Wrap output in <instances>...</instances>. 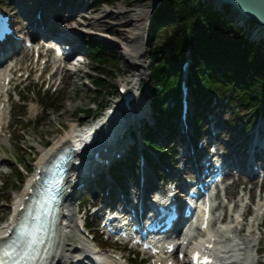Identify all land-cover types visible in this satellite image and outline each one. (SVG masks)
Masks as SVG:
<instances>
[{
	"label": "rangeland",
	"instance_id": "1",
	"mask_svg": "<svg viewBox=\"0 0 264 264\" xmlns=\"http://www.w3.org/2000/svg\"><path fill=\"white\" fill-rule=\"evenodd\" d=\"M12 2L14 0H11ZM58 0H54V3L57 2ZM85 2H82V4H84V11H88V12H98L100 9H102L104 6H108V7H112V8H116V7H124V8H128V9H132L137 5H146V8H149V5L151 7V3L147 0H111L108 2H104L102 3L103 0H83ZM162 2V0H161ZM27 4L29 5L27 7V9L30 10H34L35 7L37 6V0H27ZM81 4V5H82ZM34 8V9H33ZM81 8L78 7L77 11H79ZM18 10H15V12H11L12 14H14V16L16 15ZM77 14V12L75 13ZM70 15V13L66 12V17ZM73 16V15H70ZM24 17L21 16L20 17V21L16 23L17 28L18 29H25L26 28V22L23 19ZM130 15L128 13H122L121 15H114V14H108V15H104L103 18L100 19L99 21V29L101 30V35H108L110 37V39H117L116 41L112 42V41H108V48H106V46L104 45L105 42L107 41H99L98 39H91L93 41H95V43L100 44L101 43V48L103 50V48L105 49L103 52H105L106 55H104L102 60L100 59L99 61L93 60L92 58L88 57L89 60V65L86 67H83L80 72H79V76H77V73L73 72L72 74H70V78L66 79L65 84L66 87L63 90L62 95L60 96V98H56L54 100H46L47 105H50L52 103H54L56 105L55 108L52 109V107H47L44 108L43 111V116H40L37 118V120H35L34 122L32 120H30L29 116L26 117L27 121L23 120V125L25 126V128L23 129V131H19V132H15L13 134V136L16 138V141H11V145H10V139H5L6 142L3 143L2 148L5 151H9L10 153H12L14 155L11 156H7V158H5L7 161H9V166H12L11 164H13L11 161L16 159V161L19 163L21 162L22 164H24L25 168H27L28 171H33L36 168V162L37 159L40 155V153L42 152V150H45L49 145L51 146L54 143V140L57 139V137H59V135H63L65 132L70 130L71 127V123L75 122L77 119H79L81 116H85L84 120H87V117L90 115V111L87 110V108H91L94 109L93 107H96L99 102L103 101V98H105L106 95V90L110 87V85H112L113 82L116 81L117 77L119 75H125V73H130L133 71V67L131 65V62H127L128 59H126L123 55V50L121 48V42L124 43H128L129 39L126 37L125 34L121 33V30L124 31L125 29H130V28H134L136 22L133 20H130ZM152 21V19H151ZM189 21H187V25ZM58 24V23H57ZM152 24V22L150 23ZM187 26V27H188ZM186 27V28H187ZM161 28V27H160ZM171 28L169 25H165V30H157V33H159L158 37H153L149 43L148 48H153V47H157L158 45L161 46V43L164 39V37H172V33H171ZM173 29V28H172ZM97 32V30H96ZM152 33V32H151ZM122 34V35H121ZM118 38H121L120 40H118ZM135 37H133L134 39ZM90 41V40H89ZM172 43H174L176 45L177 42H179V38H174L173 40H171ZM205 44H207L205 42ZM83 45V44H81ZM213 46V45H212ZM212 46L209 45H203V44H198V54L200 57H205V55L201 52V49H207L208 54H211V57L206 58V63H207V67L211 68L212 70L220 68L222 66L219 65L218 62V57L215 58L216 51L218 49L217 48H213V50L211 51ZM220 47V46H219ZM224 47V46H222ZM81 50H85V47L81 46ZM108 52V53H107ZM96 53V52H95ZM152 53L151 51H149V54ZM191 55L195 54V57H197L196 55V49L192 50ZM97 54V53H96ZM214 54V56H213ZM148 57H146L147 59ZM100 65V66H99ZM99 69H103L105 71H99ZM149 72H150V67H149ZM88 73V75L91 74L92 77L97 76V77H101V79L104 81L103 84L104 86H97V89H95L93 86H89L86 87L83 84V77L82 74ZM126 77V75H125ZM217 79V77H215ZM130 84H132V76L129 75L128 77ZM147 79V76H146ZM146 79H142L140 86H139V91H141L143 89L142 85L145 83ZM95 90L98 91L95 92ZM151 90L152 87H147L145 89L146 93L148 92V95L151 94ZM101 92V93H100ZM225 100V99H224ZM224 100H218L220 101L221 106H217L218 104H214L215 108H216V113H218V121L222 124L225 121H229L231 124H234V126L237 125L238 120L236 118H233V121H231L230 119L233 116L232 112L233 110L231 109L232 104L231 105H227L225 104ZM227 101V100H226ZM167 104V102H166ZM165 104V105H166ZM226 106H225V105ZM110 106V103L109 105ZM229 106V107H228ZM104 108V107H102ZM153 109V108H152ZM147 111L148 114H151L150 109H148L147 107ZM155 112H157L154 109ZM91 112H94L91 111ZM104 112H102L101 114H103ZM101 115H98V117H100ZM249 116V115H248ZM158 117V116H157ZM89 118V117H88ZM160 119V118H159ZM264 121V116H262L261 122ZM26 122V123H25ZM84 123H87L86 121H81V125H83ZM165 127V125H163ZM161 126V127H163ZM242 128H240L239 125H237L234 128H232L229 132L225 131L226 134H229V136L224 137L226 141H229L228 143H230L231 141H233V137L232 136H236V142L238 141L239 137H238V132L241 131ZM153 131H156V137L158 136L159 133H161L163 131V129H157L153 127ZM133 132V131H132ZM134 135V137L136 136L135 133H131V135ZM247 136V135H246ZM20 140V141H19ZM157 140V139H156ZM19 142V144H15ZM16 145V150H14L13 148ZM135 145V144H134ZM49 146V147H50ZM169 148H168V147ZM172 146H170L169 144L166 145V148L170 149ZM167 155V156H166ZM166 155H162V157L166 158V160L168 161V158H170V154H166ZM155 156H157L155 154ZM175 156H172V159ZM155 160V158H153ZM137 159L131 161L130 163L133 164V166L130 165L131 168V175L136 176L138 174V162ZM113 163V162H112ZM20 165V164H19ZM126 165V164H125ZM176 166V165H173ZM15 170H13L12 174H10L11 176L7 177V185H10L11 183H14V185L19 184L16 183V180L21 178V179H25L23 173L21 172V169H19L18 167H14ZM9 171V169H8ZM20 176V177H19ZM135 178V177H134ZM132 182H135V179H132L130 176L129 178ZM264 186V183H263ZM24 188V184L23 185H19L18 189H22ZM12 190V189H11ZM9 188H6L4 190V197L9 200V201H3V203L0 204V213H4L1 215V217H4V215H6L10 212V200L13 199L16 195V193H12ZM18 190V191H19ZM21 190V191H22ZM20 191V192H21ZM12 202V201H11ZM7 219V218H6ZM6 219L4 221H6ZM261 246L263 248L262 254L260 256L261 260H264V235L263 238L261 240Z\"/></svg>",
	"mask_w": 264,
	"mask_h": 264
},
{
	"label": "bare ground",
	"instance_id": "2",
	"mask_svg": "<svg viewBox=\"0 0 264 264\" xmlns=\"http://www.w3.org/2000/svg\"><path fill=\"white\" fill-rule=\"evenodd\" d=\"M150 10V9H149ZM122 13H128L130 15L129 21H135L136 24L134 28L125 29L124 31L121 30V33L125 34L126 37L129 39V42L123 44V53L125 57H141L145 51V39L148 40L149 35L146 33L145 21L148 20L149 11L146 9V5H137L132 9L124 8V7H108L104 6L98 12H88L84 10H79L76 17H72L70 19H66L64 21L63 29L69 30L71 32H77L80 34L88 35V34H97L101 35V30L99 27V21L104 15L114 14V15H121ZM144 23V24H143ZM97 30V32H96ZM122 35V34H121ZM141 35V36H140ZM133 37H140L141 41L139 45L135 47V43ZM119 40L121 38H118ZM144 57V56H142ZM140 63V67L137 68L138 70L143 69L142 73L143 76L147 73V63L143 59L136 60ZM142 77V76H141ZM140 77V78H141ZM140 78L136 79V84ZM1 83V82H0ZM1 91V88H0ZM139 106L140 104L135 103V106ZM116 114V115H115ZM111 111L108 114L109 118H105L106 120L103 121V125L96 127V125H92L89 129H85L84 131L78 130L76 128L75 122L71 123V129L65 132L63 135H59L54 143L47 149L42 150L40 158L38 160V168L43 167L46 164L48 158H50L51 154L56 153L57 151L65 148V147H73L75 149L76 158L74 163L72 164V173L70 174V178H74L79 172H83L80 169V165L82 164L84 157L87 156V149H90L91 146L98 145L103 142L104 146L113 143V145L123 147L127 145V142L131 139H125L122 137L127 131L130 130V126L134 125L142 116H145L146 111L144 107L138 108L136 115H129L128 117L120 116L119 113H115ZM3 118V111H0V121ZM1 127V125H0ZM106 127V129H105ZM1 133V132H0ZM112 136L110 139L108 137ZM122 137V138H121ZM109 139L107 142L105 140ZM2 140L0 135V141ZM111 141V142H110ZM115 148L111 149L110 152ZM108 150V149H107ZM108 153V152H107ZM91 155V154H90ZM107 158L112 159V154H108ZM1 162V160H0ZM98 173L100 172L99 169H96ZM90 174L93 173L92 170L89 171ZM145 173V172H144ZM95 174V173H94ZM77 177V176H76ZM89 177V176H88ZM32 178H30L26 183V188L17 195L14 199V211L11 215V220L14 221L18 214L19 206L23 204L24 199L28 196V190L32 187ZM94 182V181H93ZM92 182V183H93ZM149 184V183H148ZM144 196L143 192H141V197ZM259 206V205H258ZM69 213V214H68ZM64 214V218L62 221V229L60 233V242H59V251L57 255L54 257L53 261L51 260L50 264H55L59 262V264H66L71 261L74 257L80 258V254H83L86 250L90 249V244L86 241L84 235H81L76 228L75 221L70 216V212ZM10 221V220H9ZM7 221L4 225L0 226V239L4 238V234L9 232L11 229L10 227L14 224ZM231 223V222H230ZM231 224L223 225V229H221L222 234H217V237L221 240L216 242V250L221 251L223 253L222 258L226 260L231 259V257H235V255H243L245 252L243 251L244 244L241 241L251 242V240L245 237L236 236V231H233L230 228ZM238 222L235 223V227L237 229ZM253 224L251 227H254ZM233 233V234H232ZM215 233L212 236H208L207 238L213 239L215 237ZM78 241V245H75L72 241ZM240 242H237V241ZM250 241V242H249ZM106 258H104L105 262L108 264H124L122 263L123 257L116 254L115 256H109L103 254ZM170 258L166 260V263L169 262ZM225 263V262H224ZM241 264H249V258L246 256V260L241 262Z\"/></svg>",
	"mask_w": 264,
	"mask_h": 264
},
{
	"label": "trees",
	"instance_id": "3",
	"mask_svg": "<svg viewBox=\"0 0 264 264\" xmlns=\"http://www.w3.org/2000/svg\"><path fill=\"white\" fill-rule=\"evenodd\" d=\"M166 8L174 12L170 25L173 28L172 40L178 37L181 43L188 34L194 40L196 48L203 42L209 45L220 43L227 45L218 46L217 52L225 51L227 54L217 55L219 65L222 67L214 69L211 75L206 74L208 70L206 58L209 57H197L199 63L196 67L199 76L203 72L206 74L205 78L218 76L219 79L223 78L226 85L233 83L236 94L243 101H250L251 105L257 106L261 98H264V49L247 40L244 32L233 22L227 21L223 14L205 7L199 0H166ZM242 41L247 43L246 52L241 47ZM175 46L172 43L167 50L169 56ZM208 51L201 49L204 55L208 54ZM226 55L228 57H224ZM157 70L158 67L156 72ZM158 82L159 80L157 85Z\"/></svg>",
	"mask_w": 264,
	"mask_h": 264
},
{
	"label": "water",
	"instance_id": "4",
	"mask_svg": "<svg viewBox=\"0 0 264 264\" xmlns=\"http://www.w3.org/2000/svg\"><path fill=\"white\" fill-rule=\"evenodd\" d=\"M222 5H229L234 10L230 16H239L253 21L264 30V0H215Z\"/></svg>",
	"mask_w": 264,
	"mask_h": 264
},
{
	"label": "snow or ice",
	"instance_id": "5",
	"mask_svg": "<svg viewBox=\"0 0 264 264\" xmlns=\"http://www.w3.org/2000/svg\"><path fill=\"white\" fill-rule=\"evenodd\" d=\"M3 34L2 22H0V35ZM206 226V225H205ZM14 247V242H4L3 245H0V264H6L5 257L11 256L12 252L10 251ZM199 258V253L196 254ZM205 264H207V257H205Z\"/></svg>",
	"mask_w": 264,
	"mask_h": 264
}]
</instances>
